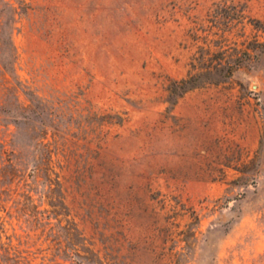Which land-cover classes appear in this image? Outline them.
Masks as SVG:
<instances>
[{"label":"rangeland","instance_id":"obj_1","mask_svg":"<svg viewBox=\"0 0 264 264\" xmlns=\"http://www.w3.org/2000/svg\"><path fill=\"white\" fill-rule=\"evenodd\" d=\"M0 264H264V0H0Z\"/></svg>","mask_w":264,"mask_h":264},{"label":"trees","instance_id":"obj_2","mask_svg":"<svg viewBox=\"0 0 264 264\" xmlns=\"http://www.w3.org/2000/svg\"><path fill=\"white\" fill-rule=\"evenodd\" d=\"M244 54L247 57L256 55V54H252L250 52V49H247L246 51H244ZM234 64H236L235 60H231V59L216 60L213 57H211L209 64L202 67L203 71L197 74L190 75L187 78H182L180 80H174L169 86L170 94H171V97L174 99V103H176L177 100L180 97H182L186 92L196 87H199L203 85L204 83H208V82L218 83L220 80L214 78V76L217 74L218 75L223 74L224 76L231 75L234 71ZM202 78H206V81L204 82L201 81Z\"/></svg>","mask_w":264,"mask_h":264}]
</instances>
